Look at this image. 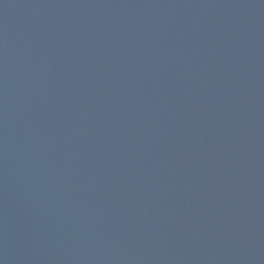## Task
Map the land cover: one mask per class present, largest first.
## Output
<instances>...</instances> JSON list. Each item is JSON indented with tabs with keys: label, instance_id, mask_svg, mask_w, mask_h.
<instances>
[{
	"label": "water",
	"instance_id": "95a60500",
	"mask_svg": "<svg viewBox=\"0 0 264 264\" xmlns=\"http://www.w3.org/2000/svg\"><path fill=\"white\" fill-rule=\"evenodd\" d=\"M0 264H264V0H0Z\"/></svg>",
	"mask_w": 264,
	"mask_h": 264
}]
</instances>
